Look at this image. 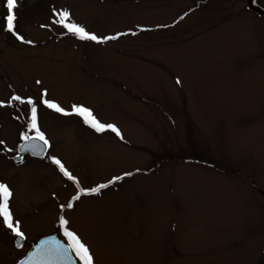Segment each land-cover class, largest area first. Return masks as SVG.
<instances>
[{
  "label": "rangeland",
  "instance_id": "374dc122",
  "mask_svg": "<svg viewBox=\"0 0 264 264\" xmlns=\"http://www.w3.org/2000/svg\"><path fill=\"white\" fill-rule=\"evenodd\" d=\"M37 1L17 0L14 8L16 28L32 45L0 23V182L12 189L10 208L25 234L16 249L0 224V264H16L45 236L66 242L58 206L75 194L74 184L46 157L15 163L30 106L11 98L39 100L44 89L65 108L90 107L124 137L94 133L39 107L38 123L52 144L47 155L82 186L134 173L63 213L96 264L261 261L264 246L253 230L264 226L255 216L264 200L257 196L251 206L250 194L231 186H246L232 174L243 166L232 155L264 157V141L233 138L229 121L264 109V38L247 0H43L29 8ZM61 10L98 36L135 34L81 41L54 23ZM247 207L254 211L251 233L242 224Z\"/></svg>",
  "mask_w": 264,
  "mask_h": 264
},
{
  "label": "snow or ice",
  "instance_id": "6c2138e0",
  "mask_svg": "<svg viewBox=\"0 0 264 264\" xmlns=\"http://www.w3.org/2000/svg\"><path fill=\"white\" fill-rule=\"evenodd\" d=\"M17 0H6L7 15L4 17L5 30L11 34L15 40L26 44L32 45L34 42L31 39H25L23 35H20L15 21L17 19L13 12L16 7ZM58 19L54 20L66 29V33L81 40L95 42L96 44H105L110 40H117L123 35L135 34L117 32L111 35L98 36L86 29L85 26L80 23L74 22L71 18V13L68 10H61L55 13ZM40 27H47L41 25ZM36 83L39 85L40 80ZM180 83L179 79L176 81ZM12 101L19 102L21 105L27 104L30 106V119L26 124V131L21 134V140L24 142L20 150L24 152H31L36 156H45L52 165L58 168V171L67 177L75 186V194L66 202L59 204V210L62 214L58 216L59 228L62 231L64 241L56 237H48L39 241L35 247L28 251L17 264H96L95 255L92 252L90 246L81 238V236L70 227V221L63 213L69 210L74 211L76 205L82 202L84 197H95L102 194L103 190L108 189L116 182L124 180L126 177L134 175L133 172H125L122 175L114 176L111 180L96 184L95 186L84 187L76 176H74L62 163V161L56 156L47 155L48 150L52 147L50 139L46 133L41 129L38 123L39 107L43 106L56 114H59L64 118H76L82 125L87 126L90 130L97 134L114 133L115 137L123 140L121 130L114 123L101 122L94 114L93 110L83 104H72L70 108L61 106L58 102L47 98V90L42 91L41 98L34 100L32 97L23 99L20 95H13ZM3 141H0L2 144ZM140 170L137 169L136 172ZM13 195L12 189L5 182H0V224H2L6 230L13 234L15 239V245L17 248L22 246L21 242L25 238L24 232L21 230V222L14 217V214L10 208V199Z\"/></svg>",
  "mask_w": 264,
  "mask_h": 264
},
{
  "label": "flooded vegetation",
  "instance_id": "af4514ba",
  "mask_svg": "<svg viewBox=\"0 0 264 264\" xmlns=\"http://www.w3.org/2000/svg\"><path fill=\"white\" fill-rule=\"evenodd\" d=\"M252 5L258 7L260 10L264 12V0H252ZM245 8L249 13L255 15L258 18L261 24V27L259 28V32H261V36L264 38V16L251 11V9L248 7V0L246 1ZM260 59L264 71V48L263 50L260 51ZM258 112L259 114L257 116L254 113H247L240 115L239 117L236 116L230 117L229 121L233 122V124L231 123V127H232L231 132L233 134L232 137L242 138L244 136H249L252 139L256 140L259 144L261 143V140L264 141V109L259 110ZM234 118H238V120L235 122V120H233ZM240 119H244V121L246 120L248 124L239 125L240 122H243ZM239 126H243V127H239ZM238 130L246 131V132L239 133ZM226 137L229 138L230 136L227 134ZM231 153L232 152H230V154ZM27 158L28 157H26L25 159ZM232 158L234 161H237L238 163L240 161L239 164L243 165L241 166L242 168H238L237 170H234L232 174H235L242 181L246 180L247 182L246 181L244 182L246 186L237 183H233V184L230 183L231 186L238 191H245L247 194H250L249 195L250 202H248L250 205L251 202L253 201V198H256L257 196L264 200V157L263 158L262 156H260L259 158L256 157L250 162L245 161L241 156L238 155L237 156L232 155ZM250 208L248 209L247 207V210L243 212L246 215V217H244L242 222L244 229L247 230L248 233H251L252 228L256 227L254 225H249V223L247 222L248 216H251V213H254V211H252V209ZM255 216L258 219L259 218L264 219V206L259 207L257 214L255 212ZM253 232L257 238L254 242L256 243L259 242L258 243L259 245L264 246V226H262L259 231L253 230ZM261 255H262V259L261 261L257 262V264H264V247L261 248Z\"/></svg>",
  "mask_w": 264,
  "mask_h": 264
},
{
  "label": "water",
  "instance_id": "95a60500",
  "mask_svg": "<svg viewBox=\"0 0 264 264\" xmlns=\"http://www.w3.org/2000/svg\"><path fill=\"white\" fill-rule=\"evenodd\" d=\"M251 1H252V0H249V7H250L252 10H254V11H256V12H258L259 14H261V15L264 16V13H263L260 9H258L257 7L252 6ZM23 143H24V142H22V143L20 144L19 148H18V154H17V156L15 157V162H20L21 159H22V157H23L24 155H29V156H31V157L38 158V159H41V158L44 157V156H36V155H33L31 152H24V151H21V150H20V147H21V145H22ZM51 236H52V237H56L57 239H59L56 235H51ZM48 237H50V236H47V237L42 238V239H47ZM42 239H40V240H42ZM40 240H38L37 242H35V243L32 245V247H31L30 250H32V249L35 247V245L39 243ZM22 243H23V241L21 242V244H22ZM15 246H16V245H15ZM20 248H21V247H20Z\"/></svg>",
  "mask_w": 264,
  "mask_h": 264
},
{
  "label": "trees",
  "instance_id": "16d2710c",
  "mask_svg": "<svg viewBox=\"0 0 264 264\" xmlns=\"http://www.w3.org/2000/svg\"><path fill=\"white\" fill-rule=\"evenodd\" d=\"M42 2L43 0H38L32 7H29V8H38L42 4ZM2 6L4 8V14L2 15V17L0 16V23H3L5 25L4 17H6V15L8 14L7 8H6V0H2ZM13 12H14V9H13ZM18 13H19V10H16V15H18Z\"/></svg>",
  "mask_w": 264,
  "mask_h": 264
}]
</instances>
